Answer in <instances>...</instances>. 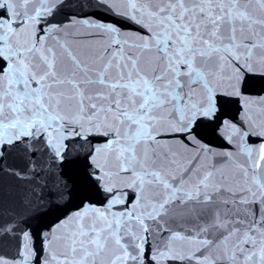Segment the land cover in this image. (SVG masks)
I'll use <instances>...</instances> for the list:
<instances>
[{
    "label": "snow or ice",
    "instance_id": "obj_1",
    "mask_svg": "<svg viewBox=\"0 0 264 264\" xmlns=\"http://www.w3.org/2000/svg\"><path fill=\"white\" fill-rule=\"evenodd\" d=\"M0 264H264V0H0Z\"/></svg>",
    "mask_w": 264,
    "mask_h": 264
},
{
    "label": "water",
    "instance_id": "obj_2",
    "mask_svg": "<svg viewBox=\"0 0 264 264\" xmlns=\"http://www.w3.org/2000/svg\"><path fill=\"white\" fill-rule=\"evenodd\" d=\"M92 198H93L94 201L99 202L100 200L103 199V193H95V194H93ZM75 203H76V201H73L71 204H69L67 209H66V211H68V212L72 211L73 210V205Z\"/></svg>",
    "mask_w": 264,
    "mask_h": 264
}]
</instances>
